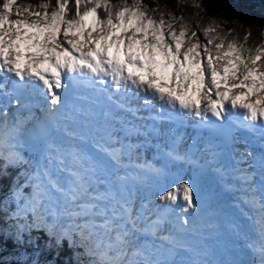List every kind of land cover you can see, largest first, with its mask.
<instances>
[{
    "label": "snow or ice",
    "instance_id": "snow-or-ice-1",
    "mask_svg": "<svg viewBox=\"0 0 264 264\" xmlns=\"http://www.w3.org/2000/svg\"><path fill=\"white\" fill-rule=\"evenodd\" d=\"M150 11L144 0H39L35 4L0 0V148L10 145L12 149L7 156L0 152L4 166L26 162L14 150L21 129L35 118V107L46 113L52 124L58 123L59 116L81 128L77 132L65 124L64 134L78 139L80 145L67 152L57 147L52 152L53 146L48 144L47 164L37 169L31 195L14 193L16 207L9 219L17 222V240L26 228L44 229L57 245L64 239L74 245L79 238L78 246L90 258L89 264H171L161 258L163 244L155 249L137 246L135 234L150 231L156 236L164 216L177 210L178 219L187 224L189 211L198 208V190L191 181L158 189V199L169 204L155 220L139 227L140 216L133 215L131 194L98 175L109 164L120 166L125 148L122 143L112 146L120 141L112 139L111 133L108 141L99 135L106 131L96 119L101 100L133 117L141 111L135 101L142 99L144 105L155 107L158 100L160 113L151 117L154 121L167 106L173 110L171 115L179 109L180 116H195L204 122L202 127L217 129L233 143L234 133L244 130L264 147V43L256 47L234 41L225 44V28L216 23L203 27L206 39L201 40L198 30L202 26L193 24L191 18L181 16L176 28V18L169 15L165 19L162 13L156 19ZM13 105L16 110L10 112ZM24 110L29 111L27 119H21ZM111 115L108 110L102 112L105 120ZM36 128L43 134L46 124L38 122ZM89 142L93 151L87 147ZM166 155L191 161V156L175 149ZM211 155L214 158L216 153ZM239 157L238 163L251 157L240 179L248 185L246 202L258 211L255 222L260 236L259 243L252 241L246 246L259 255V264H264V153L257 157L241 151ZM257 162L258 183L254 180L257 173L249 171ZM150 171L166 176L162 169L150 167ZM127 178L117 175L116 181ZM101 183L106 185L105 191H91ZM181 199L183 206L178 203ZM160 240L175 243L169 235L160 236Z\"/></svg>",
    "mask_w": 264,
    "mask_h": 264
},
{
    "label": "rangeland",
    "instance_id": "rangeland-1",
    "mask_svg": "<svg viewBox=\"0 0 264 264\" xmlns=\"http://www.w3.org/2000/svg\"><path fill=\"white\" fill-rule=\"evenodd\" d=\"M187 1L189 2V4L185 7L184 10L175 9L174 12H167L164 8H159V9L152 10L148 14L154 15L156 19H160L162 13L165 19L169 15H171L172 17L176 18V24L174 25L176 28H178L179 24L182 22L180 20L181 16H184L185 18H191L193 24H200L202 26L198 31L200 34V39L204 40L206 38L203 36V27H207L208 25L213 24V23L219 24L220 21L218 18H214V19L205 18L204 15L207 16V14H201L203 13V11L200 12L195 7V4L198 3L197 0H187ZM247 1H251V0H247ZM235 2L236 0H223V2L220 0L215 1L218 7L226 6L229 9H232L233 7H235V4H236ZM254 9L257 11L259 15H261V17H264V0H255ZM197 14L199 15L197 16ZM200 14L202 17H199ZM233 41L237 44H244L245 46L250 47L245 39L234 38L232 34H226V39L224 43L227 44L228 42H233ZM260 44L261 43H258L256 46H259ZM159 103L160 102L157 100L156 104H159ZM134 104L138 105L141 108L142 115H144L145 112L149 111L145 109V105L142 99L140 101H135ZM104 110H107V108L103 107L100 110V112L102 113ZM108 111H110L112 115L109 116L107 120H105L104 117H100V115H98V117L96 116V119L99 125L102 128L106 129V131H102L99 135H103L105 137V140L107 141V137H108L107 134L111 133L112 139L120 141V143H116L112 146L120 147L122 143L123 145H125V148L121 156L120 166L117 167L114 164H109L107 170L104 173L98 174V175L101 180H106L115 185L116 184L115 181L112 180L113 175H115L117 172L125 171L126 168L128 167V163L134 160L136 157L142 156L144 160L146 156L148 158L150 154H153L154 152L157 151L158 144L157 143L150 144L148 141L145 140L144 138L145 135L149 136L148 135L149 130L143 129L141 128V126L137 125V122H139V120L133 121L132 118L129 116V114H127L126 112H123L122 110L116 109L114 106L109 107ZM209 117H211V115H209ZM56 120L58 121V123L54 125H57V127L54 126L53 128H51L52 124L51 122L50 123L48 122V127H49L47 130L48 132L46 131L47 133L44 137H37L35 136V134L29 135L30 134L29 133L24 139L17 141V147L15 148L14 151L18 152L24 158V161L28 159V160H31L33 164H35V168L32 170L31 176L27 179V181L28 182L30 181L32 184L36 183V180L33 179V177L35 173L37 172V169L39 168L42 170L43 167L46 166L47 164V153H48L47 145L48 144H51L53 146L52 149H50V151L52 152H55V149L57 147L67 152V151H70L73 145H80V141L78 139H74L66 135L63 137L62 134H61L62 136L59 134L61 133L62 130H64L65 124L68 125L70 130H75L77 132L81 131L80 126L71 121H66L60 118L59 116L56 117ZM137 126H139L140 128ZM136 129H139V131H137ZM189 133H190L189 136L193 134L192 131H189ZM159 144L167 148L169 147L173 148V143H170L168 138L161 140ZM128 145H131V147L130 148L127 147ZM87 147L89 148V151H93L91 149L90 142L87 145ZM2 150L4 152L9 153L8 151H11L12 149L10 148L9 145H6L4 146ZM151 150H152V153H150ZM0 152L2 151L0 150ZM7 155L8 154H5L4 156H7ZM105 159H107V157H105ZM160 159H162V155L160 156ZM69 162H70V158H69ZM133 171L135 173L137 172V170H133ZM144 176L146 177L147 175L144 173ZM145 177L138 176V178L134 180L133 183L122 182V186L125 189L126 193L131 194V201H132L131 206L133 209V215L140 216V220L138 221V223H140L139 227H142L143 224L150 223L148 222L149 219H156L158 212L161 210L162 205L167 204V202H169V201H161L158 198L151 199L146 194V190L148 188L153 187L160 195V191H158V189L166 188L165 186H163V184L164 183L169 184V179H165L164 181H162L160 179L156 180L155 178L149 177V176H147V178ZM185 181L186 179H184V182ZM256 183H258V181ZM25 185L26 184L24 182L22 187H24ZM29 190H30V195H31L32 186L29 188ZM105 190H106V185L102 183L94 185L93 188L91 189V191L93 192H96V191L103 192ZM54 195L58 196V194H54ZM200 198H201V195L200 196L198 195L197 202L198 204H200V211L202 210V207L204 209L212 208L213 211H215L220 205L218 201L216 200L215 196H212L213 201L212 200L206 201L204 199L207 202V204H205L204 200L199 201ZM14 199H15V196H14ZM60 199L62 202V198ZM229 199L231 200L232 197H230ZM211 201H212V204H210ZM178 202L179 204L181 203L180 201ZM142 205L143 207H141ZM157 206H160L159 209L157 208ZM233 207L240 208L243 210V212L242 213L236 212L235 214H233L232 217H230L229 219L230 221L228 220L227 224L228 222H232V226L228 224L229 225L228 227H224L221 224H216L215 226L216 230L214 229V232L213 233L211 232L210 234H208V236H205V235L197 236V235H190V234L184 235V234H180V232H177V231H173V232L167 231L166 227H168L170 223L173 222V214L170 215L169 213H167L164 216V222L162 223L163 228L165 230L164 232H161L162 228L159 227L156 236L150 237L148 233H143V234L136 233L135 243L137 246L144 245V246L152 247L154 249L158 248L159 245L163 244L164 248L160 250L162 253L161 258L170 261L171 264H181V261H189V260L191 261L199 260V261L204 262V264H259V260H260L259 255L256 253L255 256H252L251 254L254 252H252V250L246 246L248 242H251L250 240H253L256 243H259V240H260L259 229H257V224L255 222L258 216L256 215L255 218L252 217L250 219L249 218L250 215L246 213V207L241 205L240 202L235 203ZM215 216H217L216 213H215ZM215 216H214V219L216 218ZM29 217L31 220L30 214H29ZM204 221L208 223L209 217L208 218L206 217ZM204 221L202 220V222ZM62 223L66 225L68 223V220L64 218L62 220ZM212 223H214V221ZM201 225L202 226L200 227H197V225H195L197 228L194 229L192 227L193 226L192 224L190 227V230H194V234H195V233H198L202 227H207L206 223L201 224ZM31 230L43 233L46 239V243L44 244L45 248H49L50 243H51L50 241H52L55 245H57L55 238H50L46 230L44 229L37 230L35 228ZM164 235H169V236L174 237L175 243L170 245L166 241H161L160 236H164ZM223 237L226 238L225 242L229 243L230 248L227 247L228 243H225V242L223 244L221 243L223 241V239L221 238ZM63 241L66 242L70 246L67 239H64ZM177 245H182L184 247H179ZM185 247L191 249V251H186ZM222 248L226 249V252L224 253H227V254H224L226 256L219 258V256L216 255V253L218 254L221 252V250L223 251ZM81 249L83 250V248ZM217 257L219 258L218 261L216 260ZM125 264H126V261H125Z\"/></svg>",
    "mask_w": 264,
    "mask_h": 264
},
{
    "label": "trees",
    "instance_id": "trees-1",
    "mask_svg": "<svg viewBox=\"0 0 264 264\" xmlns=\"http://www.w3.org/2000/svg\"><path fill=\"white\" fill-rule=\"evenodd\" d=\"M197 1L201 5L197 9L203 11L201 14L209 16L204 15L205 18H218V25L225 28L226 34H232L238 39H244L247 35L246 42L250 47L264 43V17L254 9L255 0H236L232 9L218 7L216 0ZM20 2L35 4L39 0H18ZM111 2L119 3V0ZM144 3L149 5L151 11L164 8L167 12L184 10L189 4L187 0H144ZM201 14L199 17H202ZM231 29L234 31H230ZM4 165L5 161L0 159V233H3L0 235V264H89L90 258L83 255L81 247L78 246V238L74 245L69 246L64 241L55 245L50 241L49 248H45L46 239L43 233L26 228L22 239H16L17 222L9 219V213L16 207L14 193L19 191L22 197L30 195L31 182L27 178L32 174L35 164L27 159L26 162L8 163L6 167ZM24 182L26 185L22 187Z\"/></svg>",
    "mask_w": 264,
    "mask_h": 264
},
{
    "label": "bare ground",
    "instance_id": "bare-ground-1",
    "mask_svg": "<svg viewBox=\"0 0 264 264\" xmlns=\"http://www.w3.org/2000/svg\"><path fill=\"white\" fill-rule=\"evenodd\" d=\"M145 108H148V110L149 111H152V107H150V106H146L145 105ZM35 111H38V110H35ZM149 114H151V112L149 113ZM210 115V114H209ZM29 115H23V119H27V117H28ZM185 116H186V114H185ZM34 119H32V120H29L25 125H24V127L22 128V129H24L26 126H28L27 128H28V130H27V132H26V134L29 132L30 134L29 135H34L35 134V136H37V137H44L45 135H46V133L48 132L47 130H48V122L50 123V118L47 116V114L46 113H40V114H34ZM22 119V118H21ZM38 122H42V123H45L46 124V131H45V133H43V134H41L38 130H37V128H36V126H37V123ZM52 124V123H51ZM183 122H182V124L179 126V127H181V126H183ZM197 125V124H196ZM147 132V131H146ZM192 133L194 134L195 133V130L194 131H192ZM63 135V137L65 136L64 134H62ZM60 136V135H59ZM192 136V135H191ZM261 147H262V145H261ZM259 151H260V148H259ZM163 157V156H162ZM227 168H231V165L229 164L228 165V167ZM175 169H177V168H175ZM234 174L233 175H236L238 172H233ZM182 174V173H181ZM232 176V175H231ZM230 176V177H231ZM220 185H221V183L218 185V186H216V187H214L211 191H209V184H207V182H206V180H202L201 182H199L198 183V185H196L195 187H196V189L198 190V195L200 196L201 195V197H204L205 196V200L207 199V200H210L211 199V196H215L216 197V200L218 201V203L220 204L219 205V207L215 210V211H213V209L211 208V209H209V211H208V216H207V218L209 217V222L207 223V222H205L206 223V226L208 227V230L205 232V233H207V234H210L211 232L213 233L214 232V229L216 230V228H215V226H216V224H221V225H223L224 227H228L229 225L230 226H232V222H228V224H227V221L230 219V217H232L233 216V214H235L236 213V209H238V208H236L235 210H233L232 208H230L229 206H233V203H231L230 202V200L228 199L229 197H231L232 196V194H229L227 197L226 196H224V195H222L221 193H219V191H220ZM146 194L152 199V198H158V196H159V193L152 187V188H148L147 190H146ZM249 196V195H248ZM204 200V201H205ZM206 200V201H207ZM197 201H198V198H197ZM205 201V204H207V202ZM180 204H181V206L184 204V202H183V200L181 199L180 200ZM210 204H212V201H211V203ZM197 205H199L200 206V204H198V202H197ZM203 205H204V203H203ZM214 205V204H213ZM213 205H211V206H213ZM217 205V204H216ZM202 206V205H201ZM206 207H207V205H206ZM203 208V207H202ZM206 209V208H205ZM239 211H241V209H238ZM210 212H211V214H210ZM198 213H200V210H199V208H197V210H195L194 211V217L189 221V224H188V226H190L191 227V225L193 224V228L194 229H196L197 227L195 226V225H198L197 223H199V219H198ZM215 213L217 214V216H215ZM205 215H206V213H205ZM214 216L216 217L215 219H214ZM256 216V215H255ZM257 218V217H256ZM204 219H205V217L203 218V221H204ZM258 219V218H257ZM256 219V220H257ZM255 220V221H256ZM208 221V220H207ZM211 221V222H210ZM214 221V223H212ZM230 221V220H229ZM221 239H223V241L221 242L222 244L226 241V238L225 237H223V238H221ZM243 239V238H242ZM230 241V240H229ZM225 243H228V242H225ZM227 247L228 248H230V245H229V243L227 244ZM223 249V248H222ZM224 252H226V249H223V251L221 250V252L220 253H216V255H218L219 256V258H221V257H223V256H226V255H224V254H227V253H224ZM218 257L216 258V260L218 261V259H219ZM252 262V261H251Z\"/></svg>",
    "mask_w": 264,
    "mask_h": 264
}]
</instances>
